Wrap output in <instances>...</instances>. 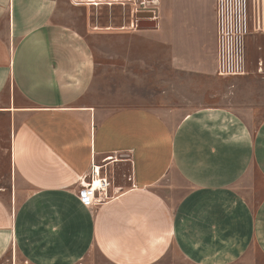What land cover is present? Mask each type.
Masks as SVG:
<instances>
[{
	"label": "crops",
	"instance_id": "crops-1",
	"mask_svg": "<svg viewBox=\"0 0 264 264\" xmlns=\"http://www.w3.org/2000/svg\"><path fill=\"white\" fill-rule=\"evenodd\" d=\"M70 2L0 0V112L20 117L12 163L29 186L19 201L0 192V264H231L252 248L264 256V117L252 128L253 109L224 100L216 0H158L156 25L139 28L194 86L175 122L144 105L90 101L94 39L105 34L112 50L135 32V15L99 26L96 3ZM104 160L114 196L87 204L78 183Z\"/></svg>",
	"mask_w": 264,
	"mask_h": 264
},
{
	"label": "rangeland",
	"instance_id": "rangeland-1",
	"mask_svg": "<svg viewBox=\"0 0 264 264\" xmlns=\"http://www.w3.org/2000/svg\"><path fill=\"white\" fill-rule=\"evenodd\" d=\"M109 1L117 4H108ZM136 1L92 0V3L97 2L92 10V23L99 26H106L112 21L115 25L123 24L125 20L131 19L132 9L137 7ZM121 2L127 5V10ZM139 28V25L133 26L135 32L125 34V39L121 40L124 44L116 42L112 50L106 46L105 34L94 39L97 61L90 101L105 108L144 105L175 122L181 108L190 106V100L197 96L193 93L194 86L188 73L172 69L170 62L165 59L162 62L158 60L153 36L151 39L149 35L146 40L139 34ZM246 44L248 72L240 77L226 76L225 84L222 85L227 87L224 97L226 102L236 108L253 109L252 128H255L264 117V0H256L254 23ZM162 53L166 55L165 51ZM19 119L18 115L10 111L0 112V192L7 198L11 197V192L13 197L14 193V201L15 194L16 201H19L29 192V186L17 175L12 163V137ZM102 164H106V161L97 165ZM114 170L111 165H106L101 172L107 173L111 179ZM80 189L78 183V191ZM109 193H112V189H109ZM8 255L14 261V252L11 255L10 251ZM173 262L178 264L179 261L174 259ZM231 264H264V256L252 248V252Z\"/></svg>",
	"mask_w": 264,
	"mask_h": 264
},
{
	"label": "built area",
	"instance_id": "built-area-1",
	"mask_svg": "<svg viewBox=\"0 0 264 264\" xmlns=\"http://www.w3.org/2000/svg\"><path fill=\"white\" fill-rule=\"evenodd\" d=\"M256 0H216L217 25V66L220 76H239L248 72L247 37L254 23V7ZM137 7L132 9L135 15V25H138V13L152 12L158 5V0H137ZM154 17V16H153ZM134 23V22H133ZM97 167V166H96ZM95 164L90 172L80 180V197L87 204L96 203L100 198L114 196L109 193L113 180L107 173ZM99 183L95 184V178ZM132 179L131 174L128 175ZM105 192V194H101Z\"/></svg>",
	"mask_w": 264,
	"mask_h": 264
},
{
	"label": "water",
	"instance_id": "water-1",
	"mask_svg": "<svg viewBox=\"0 0 264 264\" xmlns=\"http://www.w3.org/2000/svg\"><path fill=\"white\" fill-rule=\"evenodd\" d=\"M138 17H139V21H138V25L140 27L142 26H155L156 23H155V19H153L152 17L154 16V14L152 12H140L137 14ZM142 22H147L146 24L142 23Z\"/></svg>",
	"mask_w": 264,
	"mask_h": 264
},
{
	"label": "bare ground",
	"instance_id": "bare-ground-1",
	"mask_svg": "<svg viewBox=\"0 0 264 264\" xmlns=\"http://www.w3.org/2000/svg\"><path fill=\"white\" fill-rule=\"evenodd\" d=\"M96 3H97V2H96ZM98 3H99V2H98ZM95 167H96V166H95ZM96 168L99 169L100 167L97 166ZM98 183H99V181H98V178L96 177V178H95V184H98Z\"/></svg>",
	"mask_w": 264,
	"mask_h": 264
}]
</instances>
